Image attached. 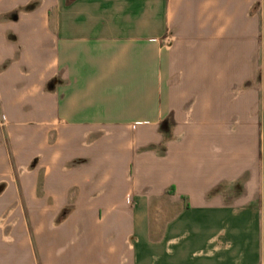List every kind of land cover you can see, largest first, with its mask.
Returning <instances> with one entry per match:
<instances>
[{
  "label": "crops",
  "instance_id": "crops-1",
  "mask_svg": "<svg viewBox=\"0 0 264 264\" xmlns=\"http://www.w3.org/2000/svg\"><path fill=\"white\" fill-rule=\"evenodd\" d=\"M8 214L0 264H264V0H0Z\"/></svg>",
  "mask_w": 264,
  "mask_h": 264
},
{
  "label": "rangeland",
  "instance_id": "rangeland-1",
  "mask_svg": "<svg viewBox=\"0 0 264 264\" xmlns=\"http://www.w3.org/2000/svg\"><path fill=\"white\" fill-rule=\"evenodd\" d=\"M256 10H258V8H256ZM262 75H263V72L260 73L259 79L256 78V79H254L255 81H253V79L250 81H247L245 83V86H244L245 91L247 92V91L251 90L254 85L260 84L262 82V79H263ZM63 218H64V215L59 216L56 223L57 224L60 223ZM23 219L26 220V223H27V216H24ZM21 220H22V218L19 219V217H14L11 214L4 215L3 217L0 218V227H17ZM24 220H23V223H24Z\"/></svg>",
  "mask_w": 264,
  "mask_h": 264
}]
</instances>
